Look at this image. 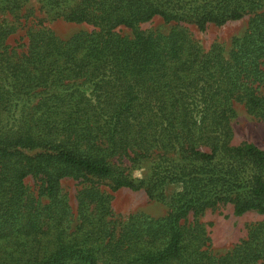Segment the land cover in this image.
Instances as JSON below:
<instances>
[{"label":"trees","instance_id":"16d2710c","mask_svg":"<svg viewBox=\"0 0 264 264\" xmlns=\"http://www.w3.org/2000/svg\"><path fill=\"white\" fill-rule=\"evenodd\" d=\"M39 2L94 29L66 40L28 32L18 54L6 42L14 29L0 26V120L14 107L20 118L0 127V264H264V223L218 256L198 220L222 203L234 216L264 215V151L230 144L234 103L264 118V0ZM245 15L227 56L219 44L204 52L177 26L137 31L156 16L202 31ZM122 156L134 166L150 159L146 178L112 163ZM28 176L40 178L36 197ZM66 178L88 184L75 213L61 191ZM172 185L181 189L165 216L136 213L119 227L99 189L144 188L164 201Z\"/></svg>","mask_w":264,"mask_h":264},{"label":"rangeland","instance_id":"374dc122","mask_svg":"<svg viewBox=\"0 0 264 264\" xmlns=\"http://www.w3.org/2000/svg\"><path fill=\"white\" fill-rule=\"evenodd\" d=\"M6 2V1H4ZM2 7H6L2 9ZM249 15L243 16L236 21H230L224 25L208 24L204 30L200 31L190 22H177L165 24L163 20L156 16L149 22L139 24L137 31L140 33L159 32L166 34L173 27H180L188 33L190 38L196 42L204 52H207L213 44H219L224 48L227 56L232 47L234 38L241 37L246 29ZM0 26H7L14 29L12 35L7 39V44L14 48L18 54L26 51L28 43V32L47 31L53 33L60 39L66 40L80 32H91L94 28L87 23L66 22L63 18L55 17V14L42 7L39 0H17L11 4L0 5ZM115 32L121 36L131 38L130 30L119 27ZM19 107H14L11 112L2 115L0 127L10 128L20 123ZM234 117L230 120L232 138L230 144L238 146L242 143H251L264 151V118L255 117L247 112L243 104L234 103ZM205 150V148H203ZM116 166L126 168L125 171L133 179L144 180L146 178L150 159L134 166L130 164L126 157L114 158L112 160ZM24 183L31 197H36L40 188V178L28 176ZM61 191L65 195L71 212L75 213L77 192L87 186L79 185L71 178L61 180ZM100 190L111 196V220L119 225L127 218L136 213H143L153 218L165 216L169 211V197L181 189L180 185H172L166 189V199L164 201L150 199L144 188L131 190L121 188L116 192H111L106 186H100ZM44 201V200H43ZM191 219V216L188 217ZM203 223L210 238V250L214 255H224L229 252L235 244L245 239L248 230L259 223H264V215L256 212H247L241 216L233 215L231 204L222 203L215 209H208L198 217Z\"/></svg>","mask_w":264,"mask_h":264}]
</instances>
